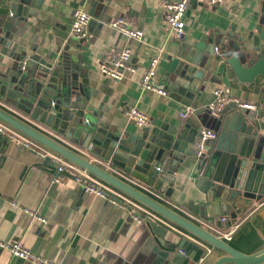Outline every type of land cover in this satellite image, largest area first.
Masks as SVG:
<instances>
[{"label":"crops","instance_id":"1","mask_svg":"<svg viewBox=\"0 0 264 264\" xmlns=\"http://www.w3.org/2000/svg\"><path fill=\"white\" fill-rule=\"evenodd\" d=\"M163 1L40 0L38 11L28 18L25 27L12 31L11 46L1 49L0 68L5 69L19 61L12 58L13 53L32 60L30 56H45L48 49L56 51L60 44L56 41L60 40L59 35L71 33L74 10L84 8L92 16L88 36L83 42L82 60L87 64L88 104L93 107L94 113L89 118L95 124L118 130L121 139L128 140V135L140 133L142 129L128 119L126 110L130 106H136L149 115L151 122L146 127L150 128L183 121L185 118L180 112L188 107L192 110L190 115L201 110L206 112L213 90L217 87L225 89L226 83H210L198 98L195 95L187 104L176 101L171 93L163 96L144 90L140 85L141 76L153 57H159L158 79L167 84L172 63L169 50L174 40L168 38ZM120 16H127L134 27L143 30L141 40L129 38L110 26V22ZM262 19V0H226L217 6H209L204 0H193L185 14L184 41L192 43L207 34L214 35L217 40L218 37L236 42L245 40L250 44L252 41L248 37L257 32ZM113 45L129 47L133 55L132 64L136 67L134 73L121 80L111 78L100 70L105 50ZM31 62L27 69L31 67ZM231 95L245 97L234 90ZM247 100L256 103L257 95L251 94ZM0 106L93 162L103 164L109 171L152 196L160 197L159 200L188 218H191L190 213L195 214L186 207L193 200V194L189 192L190 184L185 187L176 185L169 197L116 166L103 162L89 150L32 119L16 106L2 99ZM207 115L209 118L204 126L215 130L216 118L208 111ZM56 170L55 160L18 148L5 137H0L1 239H19L34 254L60 264H153L160 253L166 264H213L224 255L222 250L158 214H151V210L141 204L137 207L122 201L124 207L88 194L74 179L76 170L68 168L64 173L67 178L62 183L51 182ZM24 208L36 210L47 218V222L41 223ZM234 209L237 216L223 215L226 219L222 227L209 224L201 217L203 222L208 223L202 225L243 253L253 254L263 249L264 198L247 200L241 207L235 204ZM134 214L141 215L143 222L137 221ZM191 219L196 221L194 217ZM183 240L185 242L181 247ZM0 264L29 263L0 248Z\"/></svg>","mask_w":264,"mask_h":264},{"label":"water","instance_id":"2","mask_svg":"<svg viewBox=\"0 0 264 264\" xmlns=\"http://www.w3.org/2000/svg\"><path fill=\"white\" fill-rule=\"evenodd\" d=\"M39 3L40 0H0V51L11 46L12 31L25 27L28 18L38 11ZM262 11L263 19L257 32L248 37L252 41L250 44L245 40L236 42L219 37L217 40L214 35L207 34L192 43L183 39L171 44L169 58L172 63L166 85L176 101L189 103L212 82L226 83L225 90L229 94L233 90L243 94L244 98L236 96L243 100L251 94L257 95L255 111L233 101L215 117L217 136L209 142L202 158L196 156L195 143L200 128L205 127L209 118L207 111H198L165 127H144L140 133L128 135V140L121 139L118 130L95 124L89 118L94 113L88 104L87 64L82 60L84 39L76 40L71 33L59 35L56 51L48 49L45 56H30L32 65L25 71L20 69L22 57L11 54L19 61L5 69L0 68V99L89 150L103 162L169 197L176 185L190 184L193 200L186 207L209 224L222 227L220 219L223 215L237 216L235 204L241 207L247 200L264 198V0ZM0 120L162 218L222 250L224 255L213 264H264V248L253 254L239 251L212 229L2 106ZM0 137L4 138L1 134ZM147 225L150 228L149 222ZM166 263L160 253L153 264Z\"/></svg>","mask_w":264,"mask_h":264},{"label":"built area","instance_id":"3","mask_svg":"<svg viewBox=\"0 0 264 264\" xmlns=\"http://www.w3.org/2000/svg\"><path fill=\"white\" fill-rule=\"evenodd\" d=\"M192 1L193 0L163 1L162 6L168 23V38H171L172 40H174V42L182 41L186 35L185 14L189 4ZM204 2H206L209 6H217L226 2V0H204ZM91 17V14L86 9H75L72 16V36L78 39L87 38L88 26ZM110 26L132 39L141 40L144 34L142 29L134 27L132 25V21L127 16H120L112 20L110 22ZM132 56V50L129 47H118L115 45L110 46L105 50L103 54L100 64V70L103 74L111 78L121 80L127 74L134 73L136 71V67L132 64ZM29 63L30 58L28 56H23L20 60V69L25 71ZM158 63L159 57H153L150 60L148 67L145 69L141 76L140 85L144 90H152L163 96H168L169 89L167 88V85L161 82L160 79H158ZM233 101L237 102L241 107L252 110L256 109V103L249 102L248 100H243L234 95H231L223 87H217L213 90L212 99L208 103L207 109L214 117H218L220 113L226 108V106ZM191 112L192 110L188 107L180 112V115L183 118H187L188 116H190ZM126 115L128 119L134 121L139 128H144L151 122L149 115L136 106H130L126 110ZM0 134L3 137L8 138V140L18 148L29 150L46 159L51 158L55 160L57 163V170L52 174L51 182H64L67 178L66 174L64 173L69 168L71 170L77 171L74 179L84 188L85 192H87L88 194L103 197L113 204L122 205L124 207L126 206L122 203V201L131 203L137 207L141 206L139 202L114 189L109 184L90 174L88 171L77 167L67 159L52 152L48 148L44 147L37 141L26 136L25 134L18 131L11 125L3 122L2 120H0ZM216 136L217 133L214 129H210L207 127L200 128L195 143V153L197 158L203 157V155L207 151L209 141L215 139ZM158 198L160 199V197ZM14 205L18 206L17 203H14ZM24 210L41 223L47 222V218L39 214L36 210L30 208H24ZM150 213L157 215L153 211H150ZM134 217L137 221L143 222V217L141 215L134 214ZM190 217L196 218V221L200 224H208L207 222H203L201 220V217L198 215L190 213ZM225 219L226 217L224 216L220 220L223 222ZM0 248L7 250L13 256L21 258L29 264H60L43 255L34 254L27 247H25L19 239L3 240L0 238ZM180 252L184 253L183 249H180Z\"/></svg>","mask_w":264,"mask_h":264},{"label":"rangeland","instance_id":"4","mask_svg":"<svg viewBox=\"0 0 264 264\" xmlns=\"http://www.w3.org/2000/svg\"><path fill=\"white\" fill-rule=\"evenodd\" d=\"M207 111H208V113L210 114V116H212V117H214L210 112H209V110L207 109ZM215 126V125H214ZM207 128H209V127H207ZM210 142V141H209Z\"/></svg>","mask_w":264,"mask_h":264}]
</instances>
